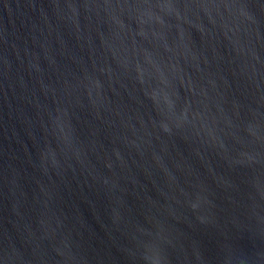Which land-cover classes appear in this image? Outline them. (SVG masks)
<instances>
[{
	"label": "water",
	"instance_id": "1",
	"mask_svg": "<svg viewBox=\"0 0 264 264\" xmlns=\"http://www.w3.org/2000/svg\"><path fill=\"white\" fill-rule=\"evenodd\" d=\"M0 264H156V0H0Z\"/></svg>",
	"mask_w": 264,
	"mask_h": 264
}]
</instances>
